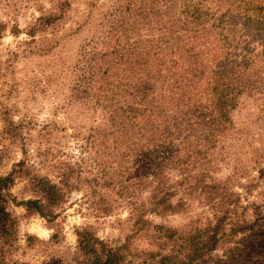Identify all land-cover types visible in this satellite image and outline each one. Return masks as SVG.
Listing matches in <instances>:
<instances>
[{
    "label": "trees",
    "instance_id": "obj_1",
    "mask_svg": "<svg viewBox=\"0 0 264 264\" xmlns=\"http://www.w3.org/2000/svg\"><path fill=\"white\" fill-rule=\"evenodd\" d=\"M56 2L60 13L42 16L30 28L32 40L36 33L46 35L34 53L49 54L62 42L57 34L71 1ZM110 3L101 20L89 25L91 12L73 32L89 28L91 35L69 69L73 79L64 108L92 117L91 135L81 148L94 152V170L105 181L113 174L123 178L120 186L140 198L130 203L132 230L124 245L115 247L91 229L77 232L79 264H198L221 244L232 243L234 254L242 247V253L251 250L260 241L256 224L238 215L243 207L233 180L214 174L228 159L233 113L242 100L253 98L264 115V0ZM6 27L0 21V39ZM85 161L87 166L85 159L50 165L57 172L53 176L37 174L23 160L1 175L0 242L11 244L18 229L8 204L55 222L80 188ZM172 173L179 176L175 182ZM259 173L264 178V168ZM18 180L28 193L21 201L11 193ZM181 193L202 199L212 213L206 225L186 234L149 218L178 213L186 206L183 198L175 201ZM138 236L157 247L139 254L140 262L131 248Z\"/></svg>",
    "mask_w": 264,
    "mask_h": 264
},
{
    "label": "rangeland",
    "instance_id": "obj_2",
    "mask_svg": "<svg viewBox=\"0 0 264 264\" xmlns=\"http://www.w3.org/2000/svg\"><path fill=\"white\" fill-rule=\"evenodd\" d=\"M56 1L0 0V21L7 25L0 39V176L10 173L23 160L33 165L40 175L56 176L51 166L59 162L72 164L85 159L88 165L85 161L82 181L78 182L80 188L69 195L55 222L39 215L28 216L21 206H4L19 224L11 244L0 242L1 264H79L77 232L84 228L93 230L115 247L122 246L132 230L130 203L140 198L136 190L126 192L120 186L123 178L113 174V178L108 176L105 181L94 170L90 163L94 152L84 150V154L81 148L86 147V138L91 135L92 117L76 108H64L73 79L69 69L76 61L82 41L91 35L89 28L73 32L91 12L93 19L89 25L97 23L95 20H101L102 13L112 3L110 0H70L71 7L57 34L62 42L49 54L34 53L45 44L46 35L36 33L32 40L28 35L30 28L38 18L60 13L55 10ZM62 36H66L65 41ZM233 120V138L226 144L229 156L220 162L214 178L233 180L236 198L245 209L239 210L238 215L255 222L260 241L251 250L242 253L246 250L242 247L235 254L230 252L232 243L221 244L205 263L198 264H264V178L259 173L264 168V115L253 98H244L233 113ZM98 151L106 153L103 148ZM171 178L175 182L179 176L172 173ZM11 193L18 201L27 197L24 181L18 180ZM191 196L194 195L181 193L175 198V201L183 198L186 204L178 213L149 218L155 224L185 234L206 225L212 218L210 208L204 206L202 199ZM149 242L144 236L133 239L131 248L137 252L138 261L139 254L157 250Z\"/></svg>",
    "mask_w": 264,
    "mask_h": 264
}]
</instances>
